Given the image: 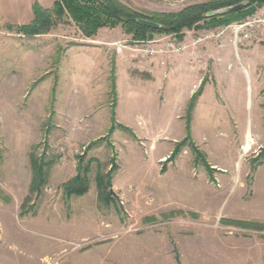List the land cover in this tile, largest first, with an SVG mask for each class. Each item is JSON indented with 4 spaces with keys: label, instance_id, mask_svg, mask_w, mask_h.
<instances>
[{
    "label": "rangeland",
    "instance_id": "rangeland-1",
    "mask_svg": "<svg viewBox=\"0 0 264 264\" xmlns=\"http://www.w3.org/2000/svg\"><path fill=\"white\" fill-rule=\"evenodd\" d=\"M54 1L0 0V264H264V227L236 223L264 224L263 36L239 45L251 59L233 45L223 103L211 83L195 108L203 161L184 142L190 112L177 117L170 92L180 55L137 49L167 33L136 40L119 23L89 37L58 13L45 33H19L36 2ZM119 1L163 13L206 0ZM32 153L51 163L35 192ZM80 165L88 189L69 194Z\"/></svg>",
    "mask_w": 264,
    "mask_h": 264
},
{
    "label": "trees",
    "instance_id": "trees-1",
    "mask_svg": "<svg viewBox=\"0 0 264 264\" xmlns=\"http://www.w3.org/2000/svg\"><path fill=\"white\" fill-rule=\"evenodd\" d=\"M241 3L245 4L238 10L214 15L210 14ZM261 5H264V0H206L187 5L178 11L143 13L130 8L119 0H55L51 9L45 8L36 2L33 6V20L28 24L17 25V28L19 33L24 35L34 36L43 34L49 30L52 14L58 13L63 15L68 14L79 25L82 32L89 37L96 35L101 28H113L119 23H122L127 28V32L132 33L136 40H145L147 35L152 33H176L179 37H182L183 29H191L200 23V28L212 29L233 22L243 21L246 17L252 15L256 11V8ZM141 20H150L159 26L151 27L141 23ZM198 95L199 93L192 98L189 107L190 113L187 120V131L189 134L184 139V142L189 141L197 157L205 161L204 155L193 142L190 132L191 110ZM178 152L179 149L176 148L170 158L174 157ZM30 161L33 171L31 190L35 192L45 185L47 181L46 168L51 163L45 162L43 157L38 158L33 153L30 156ZM205 166L211 169L207 162H205ZM81 169L80 165L79 173L65 184V190L69 194H83L88 189L87 173L81 174ZM110 177V173L97 175V185L100 195L106 192L108 196L106 189L108 190L111 184ZM236 223L243 226L264 227V224L253 221L240 220L236 221Z\"/></svg>",
    "mask_w": 264,
    "mask_h": 264
},
{
    "label": "crops",
    "instance_id": "crops-1",
    "mask_svg": "<svg viewBox=\"0 0 264 264\" xmlns=\"http://www.w3.org/2000/svg\"><path fill=\"white\" fill-rule=\"evenodd\" d=\"M230 39L231 35L227 34L223 40L209 43L198 55V58L194 64L190 62V56L188 54H183L179 57L177 56L176 58H173L171 60V64L169 66L171 69V72L169 73V85L171 87L170 92H172L175 97L174 109L176 111L175 113L177 117L181 116L182 118V113L186 112L185 110H188L189 112V109L187 108L190 107L192 98L197 93H199L191 110V123L195 108L203 98L204 93L207 90L206 88L209 85L212 86L214 84L213 86L214 88H216L214 89L216 93L213 92V103H216V105L223 103V99H220L221 102H219L218 100L219 98H221L219 93L220 90L218 87L221 86V83H225V81L229 80V76L226 74L225 59L228 58V56H231L232 52L234 53V46ZM239 50H243V52L245 53L247 52L246 54H248V58L251 59V53L249 52V49H238V55L239 57H242L239 54ZM207 66L211 68L210 70L212 74L209 79L207 78L206 80L201 70L204 71L205 67ZM176 85H179V87L175 88ZM135 94H138L137 91L135 92ZM176 139V137L173 138V140ZM192 140L196 145H198L194 137H192Z\"/></svg>",
    "mask_w": 264,
    "mask_h": 264
},
{
    "label": "built area",
    "instance_id": "built-area-1",
    "mask_svg": "<svg viewBox=\"0 0 264 264\" xmlns=\"http://www.w3.org/2000/svg\"><path fill=\"white\" fill-rule=\"evenodd\" d=\"M182 34V37L176 33L156 36L153 40L144 41L145 44L137 49L142 57L188 54L190 62L194 64L205 46L212 42L221 41L227 34H230V40L237 52L240 44L253 41L260 36H263L262 39H264V7L243 21L201 31L192 28L183 31ZM230 67L231 65L228 66V68Z\"/></svg>",
    "mask_w": 264,
    "mask_h": 264
},
{
    "label": "water",
    "instance_id": "water-1",
    "mask_svg": "<svg viewBox=\"0 0 264 264\" xmlns=\"http://www.w3.org/2000/svg\"><path fill=\"white\" fill-rule=\"evenodd\" d=\"M244 4L245 3H241V4H238L236 6L229 7V8H225V9H221V10H218V11L213 12V13H210V14L211 15H214V14H219V13H225V12L235 11V10H238L241 7H243ZM141 23L146 24V25L151 26V27H158L159 26L157 23H155L153 21H150V20H141Z\"/></svg>",
    "mask_w": 264,
    "mask_h": 264
},
{
    "label": "bare ground",
    "instance_id": "bare-ground-1",
    "mask_svg": "<svg viewBox=\"0 0 264 264\" xmlns=\"http://www.w3.org/2000/svg\"><path fill=\"white\" fill-rule=\"evenodd\" d=\"M249 136H250V135L247 134V137H248V143H247V145H246V147H245V150H247V149L249 148L250 144H252V143H251L252 140H249ZM250 137H251V136H250Z\"/></svg>",
    "mask_w": 264,
    "mask_h": 264
}]
</instances>
